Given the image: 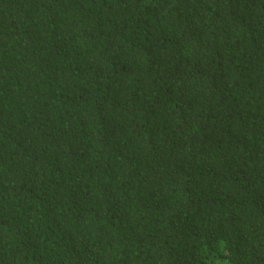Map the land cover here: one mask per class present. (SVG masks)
Instances as JSON below:
<instances>
[{
    "label": "trees",
    "instance_id": "16d2710c",
    "mask_svg": "<svg viewBox=\"0 0 264 264\" xmlns=\"http://www.w3.org/2000/svg\"><path fill=\"white\" fill-rule=\"evenodd\" d=\"M0 264H264V0H0Z\"/></svg>",
    "mask_w": 264,
    "mask_h": 264
}]
</instances>
